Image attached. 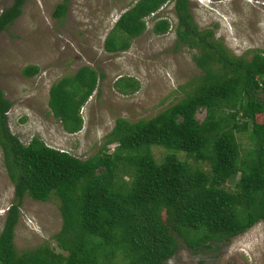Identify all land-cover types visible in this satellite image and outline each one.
Wrapping results in <instances>:
<instances>
[{
    "label": "trees",
    "instance_id": "16d2710c",
    "mask_svg": "<svg viewBox=\"0 0 264 264\" xmlns=\"http://www.w3.org/2000/svg\"><path fill=\"white\" fill-rule=\"evenodd\" d=\"M166 1L175 16L174 44L195 50L191 59L201 73L191 91L152 117L115 118L101 143L112 145L109 152L97 149L80 160L35 137L19 143L7 130L10 103L0 92V162L12 188L0 226V264H110L118 253L129 264H161L174 252L175 237L209 248L264 221V56H233L209 30L197 31L187 0H135L113 22L102 49L125 50L143 31V18ZM22 2L11 0L0 10V31ZM64 9V2L56 4L52 15L59 18ZM166 29L163 19L150 26L153 34ZM36 70L26 66L21 74ZM94 83L95 72L80 66L48 87V111L65 133L79 130L78 109ZM235 133H245L249 145L239 149ZM152 146L165 151L159 162ZM176 153L207 170L190 167ZM50 195L58 200L57 251L45 242L16 251L22 197L45 201Z\"/></svg>",
    "mask_w": 264,
    "mask_h": 264
},
{
    "label": "rangeland",
    "instance_id": "374dc122",
    "mask_svg": "<svg viewBox=\"0 0 264 264\" xmlns=\"http://www.w3.org/2000/svg\"><path fill=\"white\" fill-rule=\"evenodd\" d=\"M10 1L0 0V10ZM134 1L23 0L18 16L0 31V92L10 103L5 124L19 143L35 137L47 147L83 160L97 149L110 151L112 145L101 143L115 118L128 122L150 118L192 90L201 72L191 59L195 50L174 44L171 1L143 18V31L129 40L125 50L103 51V37ZM62 2L64 13L55 18L54 6ZM187 12L197 31L209 30L231 55L245 60L253 52L264 56V0H187ZM157 19L167 23L162 34L150 31ZM26 66L37 70L23 76L21 70ZM80 66L95 72V83L78 109L79 130L67 134L48 111L47 90ZM256 97L261 98L262 93ZM202 115L198 111L196 120ZM235 139L239 149L249 145L245 133H235ZM150 152L159 162L165 151L152 146ZM176 156L190 167L207 170L205 163L194 162L181 153ZM11 194L0 162V226ZM57 206L53 195L45 201L22 197L13 229L16 251L42 242L57 251L52 240L60 226ZM109 262L129 264L119 253ZM161 264H264V221L226 242L211 243L209 248L188 247L183 239L175 237L174 252Z\"/></svg>",
    "mask_w": 264,
    "mask_h": 264
}]
</instances>
